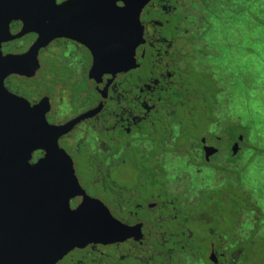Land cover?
<instances>
[{"label": "flooded vegetation", "instance_id": "af4514ba", "mask_svg": "<svg viewBox=\"0 0 264 264\" xmlns=\"http://www.w3.org/2000/svg\"><path fill=\"white\" fill-rule=\"evenodd\" d=\"M47 1L35 6L36 32L2 43L4 57H18L41 42L4 87L41 106L51 126L77 121L59 146L86 197L124 228L115 242L75 248L56 264H264V206L242 182L254 160L250 129L213 104L217 120L203 130L194 104L224 93L210 57L223 50L234 64L250 0H150L140 38L127 0ZM24 26L12 21L10 35ZM44 157L34 152L31 164ZM84 200L71 199V210Z\"/></svg>", "mask_w": 264, "mask_h": 264}, {"label": "water", "instance_id": "95a60500", "mask_svg": "<svg viewBox=\"0 0 264 264\" xmlns=\"http://www.w3.org/2000/svg\"><path fill=\"white\" fill-rule=\"evenodd\" d=\"M149 1H125L139 38L140 14ZM37 3L0 0V50L2 43L36 32ZM46 4L55 6V0ZM19 19L25 26L12 37L10 23ZM40 45L38 41L25 56L4 57L0 51V264H56L75 248L112 243L124 233L101 203L86 197L72 159L59 146V138L77 121L51 126L41 106L31 107L4 87L9 75L22 74L23 59ZM36 151L45 157L32 165ZM81 195L84 202L71 210L70 200Z\"/></svg>", "mask_w": 264, "mask_h": 264}, {"label": "rangeland", "instance_id": "374dc122", "mask_svg": "<svg viewBox=\"0 0 264 264\" xmlns=\"http://www.w3.org/2000/svg\"><path fill=\"white\" fill-rule=\"evenodd\" d=\"M242 1V0H241ZM240 1V2H241ZM264 1L262 8L257 5V0H250L245 5V12L250 14L245 15L244 18V31L246 40L244 42L235 41L233 46L235 49L233 54L234 64L231 66V56H224L225 51L221 50V54L210 57L213 73L215 79L221 85L222 80L225 81L224 93L217 92L220 89L216 88L214 93H209L207 102L203 99L194 101L197 108L195 116L197 122L200 123L199 127L203 130L210 129L211 121H216V116L212 110L213 104L218 105L219 116L231 123H241L250 129L249 140L251 142L250 160L254 155V160L251 162L249 168L242 179L245 188L251 187L254 189L253 198L258 197V201L264 206V197L259 199L264 193ZM238 10V9H237ZM243 10V6L239 8ZM222 21L229 22L228 17L221 18ZM238 21H242L241 16L237 17ZM210 24L215 30L221 34L224 32L218 20L210 18ZM238 27L232 32V37L239 38ZM235 40V39H234ZM249 50L248 52L242 51L241 48ZM230 52V51H229ZM238 59L245 60L238 61ZM226 75V79L222 78ZM244 75V80L241 78ZM232 83L229 85V81ZM227 81V89H226ZM222 110L224 112H222ZM227 113V114H226ZM215 119V120H213ZM218 120L224 122L222 119ZM212 123V122H211ZM178 132V131H176ZM179 145V144H178ZM244 156L241 161L246 160ZM261 156V157H260ZM263 156V157H262ZM124 171V170H123ZM123 171H121L123 173ZM261 171V172H259ZM261 173V175H260ZM242 187L241 184L236 183Z\"/></svg>", "mask_w": 264, "mask_h": 264}, {"label": "trees", "instance_id": "16d2710c", "mask_svg": "<svg viewBox=\"0 0 264 264\" xmlns=\"http://www.w3.org/2000/svg\"><path fill=\"white\" fill-rule=\"evenodd\" d=\"M203 2H207L206 0H202Z\"/></svg>", "mask_w": 264, "mask_h": 264}]
</instances>
